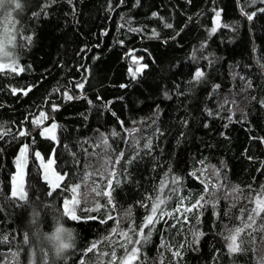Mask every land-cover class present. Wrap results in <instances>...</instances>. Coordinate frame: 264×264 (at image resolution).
Instances as JSON below:
<instances>
[{"label":"trees","instance_id":"trees-1","mask_svg":"<svg viewBox=\"0 0 264 264\" xmlns=\"http://www.w3.org/2000/svg\"><path fill=\"white\" fill-rule=\"evenodd\" d=\"M261 9V0H22L11 37L20 54L0 68V264H50L24 239L29 200L55 205L77 229L61 264H264V211H253L264 207ZM41 112L56 140L33 125ZM25 145L20 200L12 178ZM35 152L54 160L59 188ZM74 185L76 220L63 215ZM237 229L239 250L229 251Z\"/></svg>","mask_w":264,"mask_h":264},{"label":"clouds","instance_id":"clouds-1","mask_svg":"<svg viewBox=\"0 0 264 264\" xmlns=\"http://www.w3.org/2000/svg\"><path fill=\"white\" fill-rule=\"evenodd\" d=\"M18 8V0H0V63L15 62L20 54L10 30L16 25L14 13ZM3 24H8L7 30ZM26 206L24 234L33 252L42 253L50 264H61L78 244L77 229L65 223L55 205L45 206L44 202L29 200Z\"/></svg>","mask_w":264,"mask_h":264},{"label":"snow or ice","instance_id":"snow-or-ice-1","mask_svg":"<svg viewBox=\"0 0 264 264\" xmlns=\"http://www.w3.org/2000/svg\"><path fill=\"white\" fill-rule=\"evenodd\" d=\"M253 2H255V0H253ZM261 2L264 3V0H261ZM261 11H264V9H261ZM241 12H242V14H246L247 15V19L249 21H251L253 19L254 14L244 13V9L243 8L241 9ZM216 16L219 17L220 13L217 12ZM223 26L224 27H230L229 25H226V24L223 25ZM216 30H217V28L214 26L211 29V32L214 33ZM3 67H4V64L0 63V68H3ZM137 71H140V69H137ZM202 76H203V73L201 71L197 70L195 75H194V80L198 82L201 79ZM13 91H15V90H13ZM68 98L72 99V97H68ZM47 118H48L47 115L45 113L41 112L39 114V117L34 119L32 121V123L36 127H39L43 123V120H45ZM56 127L57 126L55 124H52L51 127L44 128L40 132V135L42 137L47 138V139L56 140V136H55ZM26 134H28V133H26L23 130L19 132L20 136H24ZM104 143L107 145V139L104 140ZM27 151H28V146L25 145L21 149V159L17 160V168L21 170L20 174H19V176H14L12 178V180H13L12 195L15 197L18 194V198L20 200H26L27 199V193L23 190V172H22L23 165L21 163V160L25 157V154L27 153ZM34 155H35L36 160L39 161V166L44 171V179H45L48 187L51 188L52 190H55V189L59 188L60 187V182L64 180V176L61 175L59 172L54 171L52 169V165L54 163V160L52 158H49L47 160V163H45V160H44V158L41 157L40 152H35ZM49 177H51V178H49ZM18 181H19V185L17 184ZM65 187H67V185ZM79 187H80V185H74L73 187H71L69 191L72 193V195L69 198L63 200V207H64L63 215L64 216H68V217H70L73 220L78 219V217L76 215V209H77V206L81 202L80 198H78V196L80 195L78 193ZM205 190L207 191V185H205ZM93 191H95V189H93ZM47 194L49 196H51L52 192L49 191ZM97 194L99 195V193H97ZM104 195H108V193H104ZM83 199H84L85 203H87V194L86 193L83 194ZM203 199H204V197L201 196L200 200H203ZM200 200H197L196 203L192 205V207H196L200 203ZM109 202H111V201H109ZM259 204H260V202L258 200V208L253 210L257 216L259 215L260 211H264V207H260ZM97 207H99V205H97ZM156 210H157L156 206L153 205L152 213L155 214ZM185 210L186 211H191V208H188V209H185ZM177 211H179V208L177 209ZM161 215H163V213ZM109 218H111V217H109ZM252 219L253 218L250 216L249 220H252ZM151 223H153V216L150 215V216L145 217V223L140 227V232L138 233V235L143 237V229H144V227H147V225L151 224ZM57 231L59 232L60 229H57ZM239 231L240 230L237 229L236 230V234L231 235L229 237V240H230L229 251H237V250H239L238 249V245L236 244V236L239 234ZM199 235H202V233H194V242L198 241ZM24 239H25V242H27V236H25ZM145 239H146V237H145ZM129 242L132 243V241H129ZM134 243L135 244H139L140 241L136 240ZM89 250H91V249H89ZM137 252H138V249L136 247H133L131 249V253L130 254L126 253V259L131 260L132 258L136 257ZM113 255H115V254L113 253Z\"/></svg>","mask_w":264,"mask_h":264},{"label":"rangeland","instance_id":"rangeland-1","mask_svg":"<svg viewBox=\"0 0 264 264\" xmlns=\"http://www.w3.org/2000/svg\"><path fill=\"white\" fill-rule=\"evenodd\" d=\"M18 2H19V8H18V10L19 9H21L22 8V0H18ZM18 10L14 13V17H15V19H16V14H17V12H18ZM3 27L7 30L8 29V24H3ZM11 31H13L14 30V28H12V29H10ZM4 64V67L2 68V69H6V68H15V65L14 64H10V63H3ZM53 124V123H52ZM51 122H50V120L47 118V119H45V120H43V123L41 124V127H39V129L41 130H43L44 128H49V127H51ZM49 125V126H48ZM56 125V124H55ZM57 126V125H56ZM55 136H56V139H57V127H56V129H55ZM26 159H27V156L25 155V157L21 160V163H22V165H23V167H22V172H23V190L26 192V187H25V177H24V173H26V165H27V162H26ZM52 169H53V167H52ZM20 169H18L17 168V171H16V174H14V176H19V174H20ZM13 176V177H14ZM49 178H51V177H49ZM62 182V181H61ZM17 184L19 185V181L17 182ZM12 191H13V180H12ZM13 196V195H12ZM14 197V196H13ZM15 198H17V199H19L18 198V194H17V196H15ZM124 264V263H123Z\"/></svg>","mask_w":264,"mask_h":264}]
</instances>
